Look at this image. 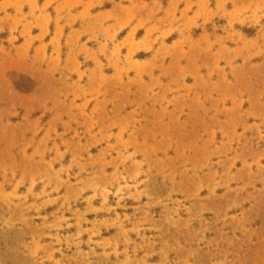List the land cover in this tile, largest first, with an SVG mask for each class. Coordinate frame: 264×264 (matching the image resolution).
Listing matches in <instances>:
<instances>
[{
	"label": "rangeland",
	"instance_id": "1",
	"mask_svg": "<svg viewBox=\"0 0 264 264\" xmlns=\"http://www.w3.org/2000/svg\"><path fill=\"white\" fill-rule=\"evenodd\" d=\"M0 264H264V0H0Z\"/></svg>",
	"mask_w": 264,
	"mask_h": 264
}]
</instances>
